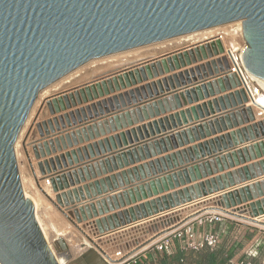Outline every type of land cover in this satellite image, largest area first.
Instances as JSON below:
<instances>
[{
  "label": "water",
  "instance_id": "obj_1",
  "mask_svg": "<svg viewBox=\"0 0 264 264\" xmlns=\"http://www.w3.org/2000/svg\"><path fill=\"white\" fill-rule=\"evenodd\" d=\"M236 21L241 22L244 45L240 52V67L250 88L249 92L241 87L242 83L238 76L229 71L230 64L223 55V47L217 37L179 44L177 45L179 48L164 55L141 56L130 61L112 63L93 71L88 81L77 82L42 98L21 142L20 162L23 164L24 156L29 165L31 161L26 150L27 145H31L33 157L37 160L44 156L43 149L49 153L47 143L35 145L43 140L26 144L33 126L41 137L53 131L51 122L58 129L59 125L54 115L77 104L108 95L112 85L122 89L128 87L129 90L107 98L106 101H96L97 103H91L85 108L81 107L72 113H65L63 117L72 116L71 119L74 121L73 114H75L76 119L81 122L82 119H86V111L90 117L97 116L98 113L103 114L105 107L103 108L102 105L106 102L110 105L114 103V107L119 109L118 100L122 102L125 98L127 102L131 101L135 104L136 95L141 92L146 97L145 91L150 94L151 87L156 92L157 87L161 89L162 83L169 91V86L184 84L186 79H191L194 82L197 80L200 82L194 86L185 87L179 92L168 94L163 100H152L140 106L136 104L129 107V111L122 110L124 113L119 114V117L133 118L134 123L141 122L158 117L161 114L159 106L161 108L163 104L166 111H171L182 105L218 96L219 98L212 101L213 104L221 103L223 99L234 102V98L238 103L237 107L223 112L226 115L224 118L226 121L229 118L232 120L240 118V116H243L245 120L250 118L253 121L255 115H253L252 107L246 106V103L250 102L264 110V102L259 98L260 94L262 96L264 94L255 83L256 79L264 82V0H0V264H58L36 220L33 202L23 192L14 148L39 94L91 61ZM198 62V65L190 66ZM162 68L165 73L183 70L150 84L130 88L144 80L157 77L159 74L157 72ZM222 94L225 95L220 97ZM167 102L170 103V107H167ZM212 103L207 102L202 106L206 108L205 105H208L211 108ZM44 109H47L48 115L54 118L37 123L36 120ZM191 110L195 112L194 108L186 109L176 113L174 117L177 119L180 116L185 121L184 114H186L190 119ZM120 112L113 114L117 115L116 113ZM59 119L61 120L60 117ZM114 120L118 122L116 116ZM109 121L112 122V120ZM66 122L69 123L68 120ZM220 122L223 124L224 120L221 119ZM215 123L218 124L216 121ZM156 124L157 121L153 120L141 127L131 128L123 133L108 136L102 141L82 146L71 152L77 154L78 160L75 158L74 162L82 163L88 160L89 156H93V153L98 154V145L102 143L110 151L108 153H117L122 147L121 142L126 144V140L132 146L122 153L123 157L136 155L137 152L141 154V157L149 156L154 153V147L159 143L164 146V140L157 142L155 140L157 138H153V142L147 140L140 143L142 146L137 148L135 147L139 144L132 143L137 133L140 135L141 128L144 131L148 128L152 132L153 128L156 130ZM92 127L96 126L92 125ZM252 128L256 133H252ZM90 129L91 127L88 126L80 130L85 138H87L86 131ZM198 129L200 130V127ZM196 131L195 127L186 128L181 134L169 136L165 142L174 138L180 141L181 136L185 138L186 135L193 133L197 137ZM241 133L247 138L245 141L249 142L242 146V150L232 153L234 158L242 151H250L253 154V150L257 151L258 148L264 147V118L251 127L236 130L238 136ZM76 144L75 141L73 144L69 143V146ZM141 150L145 151L143 155ZM65 156L61 155L60 158L62 164L67 166ZM230 156L227 157L230 158ZM165 159L168 160L169 157ZM58 160L59 157H56L47 162L37 163L41 175L46 174L45 167L48 169L51 189L56 193L54 199L39 187V181L44 179V176L37 178L31 166L34 182L70 224L80 230L102 253L101 248L84 232L85 226H79L83 221L92 218V215L88 214L87 217L83 214V207L75 209V206H71L74 203L73 199H77L76 195L72 198L70 192L58 193L63 189V185L66 186L65 175L51 174L59 165ZM153 163L158 166V161L155 160L148 163L151 168L154 167ZM256 166V164H249L247 168H244L246 173L249 172L246 174L249 179L256 178ZM194 169L196 171L197 167ZM192 171L193 169H189L191 176H193ZM170 173L166 172L165 177V174H160V176L148 178L149 184L145 182L139 189L143 193L146 188L148 194H150L149 186L154 192H156L155 186L161 190V183L165 185L166 181L170 182L171 178H174V173ZM177 174L181 175L179 171ZM222 184L226 185V183H219L220 188H217V185L210 188L209 183L206 182L208 190L203 187V183L196 184L190 187L189 191L184 189L178 192L179 196L173 194L174 198H169L167 202L164 201L165 199L146 201L140 206V210L135 207V211L130 210V216L121 221L107 225L95 220L86 226L95 233L97 238H101L153 219L165 221L170 218L171 221H175L177 211L217 195L219 196L214 200L216 204L214 208L224 215L264 224L262 220L264 200L241 208L236 207L247 199H256L257 195H251V191L257 188L258 194H261V188L264 190V181H255L244 184L240 188L228 190H224L228 186L221 187ZM85 209L88 210L87 205ZM248 212L251 216L244 214ZM162 232L164 230L160 233Z\"/></svg>",
  "mask_w": 264,
  "mask_h": 264
},
{
  "label": "crops",
  "instance_id": "obj_2",
  "mask_svg": "<svg viewBox=\"0 0 264 264\" xmlns=\"http://www.w3.org/2000/svg\"><path fill=\"white\" fill-rule=\"evenodd\" d=\"M198 33L186 36V41L198 42L211 35V33L208 34L203 31L199 33L200 35ZM177 48L179 47L173 46L170 48L159 49L154 53H149L148 55L143 56L164 55ZM196 64L198 65L199 62L192 63L190 66ZM163 69L164 68L157 72L159 73L157 77L144 80L142 83L130 88L134 89L141 85L144 86L150 84L151 82L161 80L162 78L171 76L172 74L183 70L179 69L174 72L165 73ZM88 80L89 77L83 81ZM198 82H200V80L194 82L191 79H186L184 84H174L169 86V91H167L161 83V89L157 87L156 92H154L152 87L150 88V94H148V91H145L147 93L146 97H144L141 92L138 93V95H136L137 102L135 104L131 101L127 102L125 98H123L122 102L118 100L119 109L114 107V103H111L110 105L106 102L102 105L103 108L105 107L103 114L98 113L97 116L90 117L87 114L88 111H86V119H82L81 122L76 119L75 114H73L74 121L71 119L72 116H68V118L63 117L65 113L69 114V112L72 113L81 107L85 108L91 103H97L96 101H106L107 98L123 94L129 90L128 87L122 89L115 88V86L112 85L109 89L108 95L97 100L77 104L75 107H71L70 109H66L65 111H61L54 115L57 119V124L59 125L58 129L55 127L54 123L51 122L53 125V131H49L48 134H44V136L41 137L37 132L36 127L33 126L26 139V144L36 140H43L35 145L43 144V142L47 143L49 153H46L45 149H43L44 156L37 160L33 157L31 145H27L26 150L28 151L31 165H29V162L24 156L23 165L25 164L27 166L31 176L32 166L35 175L37 178H40L43 176H49V174L48 169L45 167L46 174L41 175L37 163L47 162L50 159L59 157V165L55 162L57 165L56 170L52 171L51 174H58V176L61 174L65 175L66 186L63 185V189L59 190L58 193L67 194L70 192V197L74 198V195L77 196V199H73L74 203L71 206H75V209L83 207V214L85 216L88 217V214L92 215V218H88L86 221L79 224L86 228H88L86 226L87 224L93 223L95 220H99L101 224L105 223L107 225L109 223H114L115 221H121L127 216H130V210H133L134 212L135 207L140 210V206L146 201L165 199L164 201L167 202L169 198H174L173 194L179 196L178 192L183 191L184 189L189 191L188 189L194 187L196 184L199 185L203 183V187L208 190L206 182L209 183L210 188H213V185H217L216 187L220 188L219 183H226V185L222 184L221 187L228 186L224 189L228 190L231 188H240L244 184L253 183L255 181H264V147L258 148L257 151L253 150L254 155L251 154L252 152L250 151H242L241 154H236L235 158L232 156L233 152L236 153L237 150H242V146H245L248 144L247 142H249L245 141L247 138L243 136L242 133L238 136L236 130L246 129L249 126L251 127L257 123V121L264 118L254 116V120L251 121L250 118L245 120L243 116H240V118H234L233 120L229 118V120L226 121V119H224L226 115H224L223 112L238 106L236 98H234V102L230 99L228 101L223 99L221 103L218 102L217 104H213L212 101L219 98L218 96H215L185 106L182 105L180 108L171 111H166L163 104V107L160 108L159 106L161 114L158 117L135 123L132 121L133 118L128 119L125 116L123 118L119 117V114L124 113L122 110L128 109L136 104L137 106H140L141 104L151 102L152 100H163L168 94L175 91L179 92L183 88H188L190 85L194 86ZM224 95L222 94L220 97H223ZM207 102L212 103V109L209 108L208 105H205L206 108L202 106ZM170 106V103L167 102V107ZM246 106H250V103H246ZM192 108L195 109V112H192V110L189 112L190 119H188L186 114H184V117L186 118L185 121L182 120L180 116H178L177 119L174 117L176 113ZM252 110L254 113L253 107ZM119 111L121 112L116 113L117 115L113 114ZM115 116L118 118V122L114 120ZM48 118L53 119L54 117L48 115L47 109H44V111L40 113L36 122L39 123L41 121H46ZM221 119L224 120L223 124L220 122ZM67 120L69 123L66 122ZM109 120H112V122ZM153 120L157 121L156 130L153 128L151 132L148 128H145V131L141 128L140 135L137 133V137L133 139L132 143L139 144L136 145L135 148H137L142 146L140 143L152 140L153 138H157L155 139L157 142L161 139L164 140V146L159 143L154 147L153 154L141 157V154L137 152L136 155L131 154L130 156L123 157L122 153H125V150L132 146L126 140V144L121 142L122 147L118 149L117 153H108L110 151L107 150L108 148L102 143L101 145H98V154L93 153V156H89V159L82 161V163L81 161H79V163L74 162V160L77 159V154H72L71 152L76 151L82 146L102 141L108 136L123 133L125 130H130L131 128H136L138 126L141 127L142 125L151 123ZM215 121L218 124H216ZM92 125H95L96 127L93 128ZM88 126L91 127V129L86 131L85 135L87 138H85L80 130H82V128H87ZM192 127L196 128L197 137H195V134L192 132L193 134H190L189 136L186 135L185 138L181 136L180 141L174 138V140L165 142V139L169 136H175L178 133L181 134L186 128L191 129ZM198 127H200V130ZM256 130L259 131V129ZM77 131H80V133L76 134ZM252 133L256 132L253 130ZM71 134L74 135L72 136ZM232 134H234L233 137ZM68 135L69 138H67ZM75 141L77 142L76 145L69 146V143L73 144ZM242 141L243 143H241ZM50 142L52 143L50 144ZM150 142H153V140ZM93 152H95L94 149ZM141 153L143 155L145 151L141 150ZM66 154L69 156L66 157ZM61 155L65 156L64 159L67 166L62 164L60 158ZM171 155H173V157ZM228 155H231L230 158L227 157ZM167 156L169 157L168 160L165 159ZM161 159L164 160L159 161ZM69 160L70 162H68ZM155 160L158 161V166L153 163L154 167L151 168L148 163H152ZM71 163L73 164L70 165ZM249 164L257 165L255 168L257 176L254 179H249V176L246 175L249 172L247 171L246 173V170H244ZM195 167H197L196 171L194 169ZM189 169H193V176H191ZM178 171L181 175L177 174ZM166 172H173L174 178L172 177L170 182L166 181L165 185L161 183V190L155 186L156 192H154L152 187L149 186L150 194H148L146 188H144L143 193L141 192L139 188L144 186L145 182L149 184L150 181H148V178L160 176V174H165ZM165 176L166 174L164 177ZM261 189L262 193L258 194L257 188H253L251 195L256 194L257 198L252 200L247 199L245 202L241 203V205H237L236 207L241 208L248 204H255L264 200V190L263 188ZM48 194L54 199L56 193L49 189ZM142 194H145V196H142ZM218 196L219 195L209 198L208 201L206 200L202 204L213 205L215 203L214 200ZM86 205L88 206V210L85 209ZM244 214L251 216L249 212ZM262 216H264V213ZM155 221L157 220L153 219L143 224L152 223L153 225L156 223ZM257 224L258 223L241 220L235 217H226L215 225V231L219 237V242L214 249H202L199 251L184 250L181 248L180 241H174L171 254H165L155 249H148L138 256L137 264H239L240 262H243V264H264V238L260 237V228H258ZM141 225L142 224H137L132 226V228H137ZM130 228L131 227H126L121 230L126 231L130 230ZM197 229L199 232L206 229V227H199ZM70 264L108 263L99 251L86 249L76 256Z\"/></svg>",
  "mask_w": 264,
  "mask_h": 264
},
{
  "label": "rangeland",
  "instance_id": "obj_3",
  "mask_svg": "<svg viewBox=\"0 0 264 264\" xmlns=\"http://www.w3.org/2000/svg\"><path fill=\"white\" fill-rule=\"evenodd\" d=\"M237 23V22H236ZM236 23L230 26H235L230 29V31L227 28V24L216 27L214 29H210L207 31H203L205 33H212L216 30H225L227 32V35L230 38L228 40L230 41H235V36L239 34V32L236 29ZM192 35V34H191ZM194 35V34H193ZM189 36V35H188ZM186 37V36H185ZM185 37H180L176 38L174 40H168L165 42H161L158 44H153L137 49H133L127 52L119 53L112 55L107 58L103 59H98L95 61H91L81 68L77 69L73 73L69 74L67 77L62 78L61 80L57 81L53 85L49 86L45 90H43L37 101L35 102V105L29 115V118L22 130V134L19 136L16 145H15V152L17 156V162H18V168H19V173H20V179H21V184L23 185V191H26V193L30 197L38 196L40 197V206L38 205L37 208V214L40 216V221L44 227L46 236L56 254L58 257L60 264H70L76 256H78L81 252L84 251V249H94L97 250L92 244L89 243L87 237L77 228H75L70 222L64 217V215L59 212L52 204L51 202L37 189L36 183L34 182L33 176H31L29 170L27 169V166L24 164H21L20 162V148H21V139L27 132L31 122L34 119V116L36 114L37 108L40 104V101L42 98L47 96L48 94H51L55 92L57 89H62L75 84L77 82L83 81L87 79L90 74L93 71H97L100 67L110 65L112 63L116 62H121L123 60H133L134 58H139L143 55H148L149 53H154L155 51L159 49H165V48H170L173 46H177L179 44H184L188 43L189 41H186ZM185 40V41H183ZM232 41V43H233ZM235 43V42H234ZM264 92V91H263ZM41 96V97H40ZM37 130V129H36ZM38 132V130H37ZM31 190V191H30ZM50 196V195H49ZM44 202V203H43ZM42 204V205H41ZM44 210V211H43ZM187 211V210H185ZM46 216V217H45ZM47 216L52 219L55 225L62 229H66L67 231L64 232L60 228H56L54 224H52L51 221L48 220ZM162 221L156 222L152 225H142L141 227L138 228H132L128 231L123 232L122 234H119L116 238V243L117 244H125L128 245L130 243L134 244L138 241H140V238L148 231L154 232L160 228L163 227ZM80 226V225H79ZM83 227V226H81ZM84 232L91 238L95 239V241L99 244V247L105 250H111L115 249L117 247L114 243L111 244V242H108L107 239L103 238H97L95 236V233L86 227H83ZM85 236V237H84ZM83 248V249H82ZM98 251V250H97Z\"/></svg>",
  "mask_w": 264,
  "mask_h": 264
},
{
  "label": "built area",
  "instance_id": "obj_4",
  "mask_svg": "<svg viewBox=\"0 0 264 264\" xmlns=\"http://www.w3.org/2000/svg\"><path fill=\"white\" fill-rule=\"evenodd\" d=\"M236 22L240 23V28H241V22L240 21H236ZM236 22L227 24L228 26L226 29L230 31L232 27H235L230 25H233ZM239 31L240 33L234 37L235 41L232 40L233 43L232 41L230 42V40H228L230 38H227L228 36H226V34L223 33V31L217 32L212 37L219 38L223 47V55L226 57L227 61L230 64L229 71L235 73L238 76V78L242 83L241 87L244 88L245 91L249 92L250 88L247 84L244 72L240 67L241 50L236 49L237 46L238 49H241V47L244 45L241 29ZM230 45H232L233 47H231ZM250 106L254 108L255 111L254 114L256 117L258 118L264 117L263 109L253 105L252 103H250ZM20 149H22V146ZM36 187L40 191L37 185ZM39 187L45 192L51 189V183L48 176L46 177L44 176V179L39 181ZM205 201L195 203L193 205H190L182 209L181 211H177L176 212L177 219L175 221H171L170 218H168L165 221H162V223H164L162 228L154 232H150V231L146 232L140 238V241L134 244L130 243L128 245H125L122 243L120 244L116 243L117 236L125 232L122 230H119L122 232L116 231L114 233L101 237L103 239L104 238L107 239V241L111 242V244L114 243L117 247L111 250L110 249L105 250L101 248L102 253L100 254L108 264H137L138 256L148 249H155L165 254H171L173 251L174 241H180L181 248L184 250L199 251L203 248L213 249L219 242V237L217 235V232L215 231V225L228 216L224 215L218 209H215L214 208L216 205L215 203L213 205L202 204ZM262 220L264 221V218H262ZM155 222H159V221H155ZM142 225H148V224H142ZM204 226L206 227V229L199 232L197 231L198 230L197 228ZM257 226L258 228H260V237L264 238V224H257ZM130 227H131L130 229H132V226ZM161 230H164V232L160 233ZM239 264H243V262H240Z\"/></svg>",
  "mask_w": 264,
  "mask_h": 264
},
{
  "label": "bare ground",
  "instance_id": "obj_5",
  "mask_svg": "<svg viewBox=\"0 0 264 264\" xmlns=\"http://www.w3.org/2000/svg\"><path fill=\"white\" fill-rule=\"evenodd\" d=\"M236 29H237V31L238 30H240L241 28H240V23L239 22H237L236 23ZM240 28V29H239ZM210 29H214V28H210ZM210 29H206V30H202V31H207V30H210ZM219 31H223V33H225L226 34V36H228L227 35V32L225 31V30H216V31H214V32H212L211 33V35H209V36H207V38H209V37H212V36H214V34H216L217 32H219ZM201 31H199V33H200ZM239 32V31H238ZM196 33H198V32H196ZM198 33V34H199ZM240 33V32H239ZM192 34H194V33H192ZM197 34V35H198ZM188 35H191V34H187V35H184V36H182V37H185V36H188ZM200 35V34H199ZM229 37V36H228ZM180 38V37H179ZM200 39V38H199ZM231 42V41H230ZM236 49L237 50H243V46L241 47V49H238V46L236 47ZM67 77V76H66ZM253 81H254V79H252ZM255 83L259 86V88L261 89V91L263 92L264 91V82L263 81H261V80H258V79H256L255 80ZM46 89V88H45ZM44 89V90H45ZM263 94H264V92H263ZM40 95V94H39ZM259 98L260 99H262L261 101H263L264 102V96H262V94H260L259 95ZM37 101V100H36ZM34 105H35V103H34ZM34 107V106H33ZM33 109V108H32ZM32 111V110H31ZM28 120V119H27ZM27 122V121H26ZM26 124V123H25ZM15 145H16V143H15ZM14 148H15V146H14ZM16 153V152H15ZM22 188H24L23 187V185H22ZM47 190V189H46ZM31 191V190H30ZM24 192V194H25V196L26 197H28V198H30L31 199V201L33 202V206H34V210H35V217H36V220H37V222H38V224H39V226H40V228H41V230H42V232H43V235H44V237H45V239H46V241H47V243H48V245H49V247H50V249H51V251L53 252V254H54V256H55V258L57 259V262H58V264H60V261H59V259H58V257L56 256V254H55V252H54V250H53V248H52V246H51V244H50V242H49V240H48V238H47V236H46V233H45V230H44V227H43V225H42V223H41V221H40V216L37 214V208H38V205L40 204V197H39V195L37 196H34V197H30L27 193H26V191H23ZM46 193L48 194V190L46 191ZM44 203V202H43ZM42 205V204H41ZM40 206V205H39ZM44 211V210H43ZM46 217V216H45ZM47 218H48V220L49 221H51L52 222V224H54V222L52 221V219H50V217L49 216H47ZM54 226L56 227V228H60V227H58L57 225H55L54 224ZM60 229H62V228H60ZM64 232H66L67 230L65 229H62ZM85 237V236H84ZM93 240V242L94 243H96L98 246H99V244L95 241V239H92ZM89 241V240H88ZM90 244H91V242H89Z\"/></svg>",
  "mask_w": 264,
  "mask_h": 264
},
{
  "label": "trees",
  "instance_id": "obj_6",
  "mask_svg": "<svg viewBox=\"0 0 264 264\" xmlns=\"http://www.w3.org/2000/svg\"><path fill=\"white\" fill-rule=\"evenodd\" d=\"M216 246H217V245H216ZM216 246H215V247H216ZM215 247H214V248H215ZM214 248H213V249H214ZM203 249H209V248H203ZM201 250H202V249H201ZM210 250H212V249H210Z\"/></svg>",
  "mask_w": 264,
  "mask_h": 264
}]
</instances>
